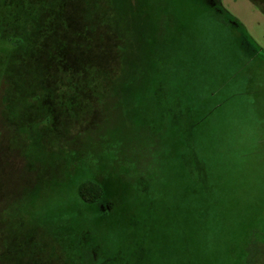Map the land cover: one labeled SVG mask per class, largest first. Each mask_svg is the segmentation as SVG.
Segmentation results:
<instances>
[{
  "label": "rangeland",
  "instance_id": "374dc122",
  "mask_svg": "<svg viewBox=\"0 0 264 264\" xmlns=\"http://www.w3.org/2000/svg\"><path fill=\"white\" fill-rule=\"evenodd\" d=\"M218 1L240 27L207 0H103L127 31L119 105L102 87L78 95L87 77L68 70L74 44L57 26L0 30V42L24 40L0 45L8 237L82 229L122 249L125 264H242L246 254L264 264V11ZM84 179L104 180L119 201L81 203Z\"/></svg>",
  "mask_w": 264,
  "mask_h": 264
},
{
  "label": "trees",
  "instance_id": "16d2710c",
  "mask_svg": "<svg viewBox=\"0 0 264 264\" xmlns=\"http://www.w3.org/2000/svg\"><path fill=\"white\" fill-rule=\"evenodd\" d=\"M120 1L121 5L124 1L125 4L128 1L130 5L134 0ZM251 1L262 7L264 11V0ZM102 2L103 0H0V30L6 31L5 27L10 25L11 21L14 22V26L9 28L14 29L18 28L17 26L26 27L29 23L34 25V22L39 19L43 23V36H45L49 34L51 25L57 26V37L62 36L73 40L74 48L71 59L75 66H70L68 70L75 72V77H78V72L85 73L87 77L84 83L75 87L78 89V95L86 94V90L92 89L87 86L93 85L96 89L102 87L106 92L103 94L113 97L119 105L117 89L124 86L127 31L122 27L116 9H104L101 6ZM207 2L220 17L240 27L238 21L225 11L218 0H207ZM43 3L46 4L45 8H43ZM52 5L55 7L53 8ZM37 11L41 12L36 13ZM9 44L19 47L24 45V40L18 36H7L6 40L0 42L2 46L8 47ZM195 112L192 110L193 114ZM105 121L107 122V119ZM200 124L202 122L196 123L189 129H196ZM74 167L73 163H69L66 172L72 173L76 169ZM139 183L138 179V194ZM74 192L81 203L90 206L100 207L102 202L112 198L116 200V203L119 201L117 192L114 193L111 187L101 179L96 181L84 179L74 188ZM109 214L111 213L105 216ZM19 230L22 231L21 228ZM24 235L23 238H10L5 228H0V264H86L87 261L89 264L96 262L104 264L105 256L116 259V264H125L124 259L116 253L117 251L122 252V249L117 248L116 251L109 249L97 238L93 239L91 232L82 229L62 239L56 237L57 232L48 234L45 236L47 238H43L40 243L37 239L33 240V232H27ZM127 239L125 236L121 242ZM59 248H61L60 251ZM246 258L242 264L251 263L247 254ZM52 259L56 263H51Z\"/></svg>",
  "mask_w": 264,
  "mask_h": 264
}]
</instances>
